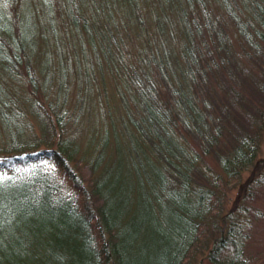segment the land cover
Listing matches in <instances>:
<instances>
[{
	"label": "trees",
	"instance_id": "1",
	"mask_svg": "<svg viewBox=\"0 0 264 264\" xmlns=\"http://www.w3.org/2000/svg\"><path fill=\"white\" fill-rule=\"evenodd\" d=\"M103 1L0 0V264H253L264 0Z\"/></svg>",
	"mask_w": 264,
	"mask_h": 264
},
{
	"label": "rangeland",
	"instance_id": "2",
	"mask_svg": "<svg viewBox=\"0 0 264 264\" xmlns=\"http://www.w3.org/2000/svg\"><path fill=\"white\" fill-rule=\"evenodd\" d=\"M78 1L79 3H81V5L85 3L84 5L88 6V2L90 3L93 0H78ZM112 1L114 4H118L115 0L103 1L104 6H103L102 11L104 12L103 18L105 21H113L114 17H116L117 19H119L120 17L122 20L125 19V21H131L134 19V15H137L136 10L140 9L139 14H142L143 21H154L152 27L149 26L151 27L149 29L151 30L149 31V33H151L152 30L156 28L158 30L160 27H162L163 21H169L168 20L169 18H167L169 16H171L174 21H180V16H179L180 6L186 5V4L196 5L199 0H136L137 1L136 8H134V5H130V4L128 5L127 1L123 3L127 5L119 6V7H112ZM203 1L206 4L208 3L207 10H210L212 15H215L217 13V7L212 4L213 0H203ZM156 36L157 35L154 32V34H152L151 39L153 38L155 39ZM127 37L128 39L134 38L132 30L129 31V34ZM71 39H76V37H72ZM133 50L134 48H131L129 50V53L124 54V56L125 57L128 56L131 59H133L134 55L131 54ZM96 78H97V81L95 83L97 87H100L99 88L101 89L100 92L104 94L103 89L105 91V95H103V99L108 100V102H111L112 105H115V103L118 102L117 96L115 94V90L117 89V82L115 81V79H113V76L110 75L108 71H105L103 74L102 81H100L99 77L96 76ZM101 102H103L102 99H101ZM261 159H264V142L261 144L260 152L257 157L258 161ZM250 174H251L250 171H245L242 175V182H244L250 176ZM238 191L239 190L237 187L233 188L230 191L229 193L230 200L228 203L229 207L234 202L236 195L238 194ZM257 194H258V197H257L258 203L255 204V207L258 208L259 204L264 202V188H261L259 193ZM262 209L264 210V208ZM252 229H251L252 233L249 239L250 241H248V245L246 246L245 254L248 258H250L253 264H264V218L262 220H256L255 225Z\"/></svg>",
	"mask_w": 264,
	"mask_h": 264
}]
</instances>
